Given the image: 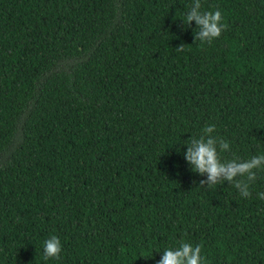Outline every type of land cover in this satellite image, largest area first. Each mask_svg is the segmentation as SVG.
Wrapping results in <instances>:
<instances>
[{"label":"trees","instance_id":"1","mask_svg":"<svg viewBox=\"0 0 264 264\" xmlns=\"http://www.w3.org/2000/svg\"><path fill=\"white\" fill-rule=\"evenodd\" d=\"M192 4L0 0V264H264V170L243 198L183 158L209 125L222 161L264 155V0H201L211 44Z\"/></svg>","mask_w":264,"mask_h":264},{"label":"clouds","instance_id":"2","mask_svg":"<svg viewBox=\"0 0 264 264\" xmlns=\"http://www.w3.org/2000/svg\"><path fill=\"white\" fill-rule=\"evenodd\" d=\"M222 19L221 11H201V0H193L183 24L191 26L194 21L195 41L211 44L226 28ZM176 49L183 51L185 45L181 44ZM214 132L215 126L209 125L202 130L198 138L191 136L186 141L187 151L184 153V160L193 173L206 177L200 180L199 185L211 188L221 182H227L237 189L241 197L250 198L249 189L257 178L256 170H264V155L243 161L235 157L222 161L219 153L230 151V145L223 138L213 135ZM258 198L264 200V192L258 193ZM61 251V241L57 236L53 235L45 240L43 245L45 260L59 259ZM156 264H204L201 246H193L182 241L178 247L165 249Z\"/></svg>","mask_w":264,"mask_h":264}]
</instances>
